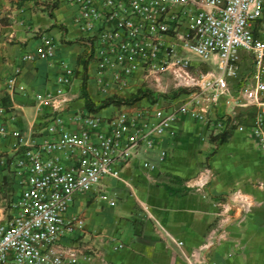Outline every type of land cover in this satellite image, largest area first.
Segmentation results:
<instances>
[{
  "label": "built area",
  "instance_id": "obj_1",
  "mask_svg": "<svg viewBox=\"0 0 264 264\" xmlns=\"http://www.w3.org/2000/svg\"><path fill=\"white\" fill-rule=\"evenodd\" d=\"M60 1L76 7L73 19L96 61L102 97H124L164 77L188 92L166 105H123L107 117L89 110L65 116L76 72L61 61L53 89L36 94L53 112L27 135L3 102L4 92L25 90L17 83L19 66L0 79V264H81L80 246L64 243L84 227L72 211L76 196L108 199L104 180L120 177L141 150L156 148L188 119L214 135L242 132L264 157V0ZM57 48L44 36L22 60L56 58ZM5 186L12 194L7 208Z\"/></svg>",
  "mask_w": 264,
  "mask_h": 264
},
{
  "label": "crops",
  "instance_id": "obj_2",
  "mask_svg": "<svg viewBox=\"0 0 264 264\" xmlns=\"http://www.w3.org/2000/svg\"><path fill=\"white\" fill-rule=\"evenodd\" d=\"M75 12V6L60 0H0V79L4 82L19 66L17 83L25 88L4 92L3 102L14 108V126L27 135L53 112L36 94L53 89L63 71L61 61L76 72L65 116L88 110L82 96L85 79L91 98L96 103L105 99L98 92L96 61L88 57ZM44 36L56 40L57 57L22 60ZM149 102L144 98L136 103ZM120 108L110 105L98 113L107 117ZM211 136L204 124L188 119L156 148L141 150L120 177L106 178L108 199L99 193L78 194L72 211L84 227L64 243L80 246L81 264H264V164L259 150L239 131L222 144L213 143ZM163 150L167 154L162 159ZM165 184L189 190L171 193ZM223 204L231 211L224 212ZM213 230L217 233L211 236Z\"/></svg>",
  "mask_w": 264,
  "mask_h": 264
},
{
  "label": "trees",
  "instance_id": "obj_3",
  "mask_svg": "<svg viewBox=\"0 0 264 264\" xmlns=\"http://www.w3.org/2000/svg\"><path fill=\"white\" fill-rule=\"evenodd\" d=\"M88 57L90 58V56ZM82 96L85 100L86 108L91 112H98L102 110L103 108H106L110 105H116L119 107L123 105H130L144 98L151 99L153 102H155L162 95L156 94L155 92H153L147 87H141L137 90L136 93L132 94L129 98L120 97V96H110L108 98H105L101 102L96 103L88 93L87 81L85 79L82 84ZM231 133L232 131L225 129L216 135L212 134L210 139L215 144H222L227 141ZM173 179L177 183L183 182V180L178 176H173ZM165 187L171 193H184L189 190V188L186 186H180L179 188L176 189L169 184H165Z\"/></svg>",
  "mask_w": 264,
  "mask_h": 264
},
{
  "label": "rangeland",
  "instance_id": "obj_4",
  "mask_svg": "<svg viewBox=\"0 0 264 264\" xmlns=\"http://www.w3.org/2000/svg\"><path fill=\"white\" fill-rule=\"evenodd\" d=\"M195 60H198L196 57H194ZM209 66L211 68H216V63L215 61L209 62ZM249 68V64L248 62H243V66H242V70H247ZM143 87H147L150 90H152L153 92H155L156 94H161L162 96H160L156 101L160 102L163 105L166 104H170L173 100H176L178 98H180L181 96H183L185 93L188 92L186 87H183V85L177 81L174 80L171 77H164L161 84L159 85H151L149 83H146L145 85H143ZM132 94L134 93H130V94H125V98H129ZM150 101H152L150 99ZM259 157L261 159L262 164H264V157L262 156V154L259 151ZM9 187L5 186L3 189V194H4V207H9V201L11 199L12 194L9 193Z\"/></svg>",
  "mask_w": 264,
  "mask_h": 264
}]
</instances>
